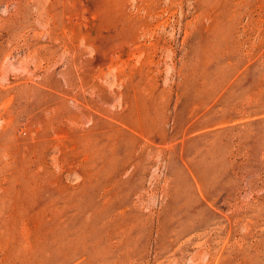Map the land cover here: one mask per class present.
Segmentation results:
<instances>
[{
  "label": "rangeland",
  "instance_id": "374dc122",
  "mask_svg": "<svg viewBox=\"0 0 264 264\" xmlns=\"http://www.w3.org/2000/svg\"><path fill=\"white\" fill-rule=\"evenodd\" d=\"M0 264H264V0H0Z\"/></svg>",
  "mask_w": 264,
  "mask_h": 264
}]
</instances>
